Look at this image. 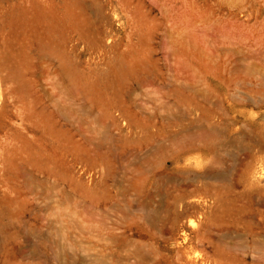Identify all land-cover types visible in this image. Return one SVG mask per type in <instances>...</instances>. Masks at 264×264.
Returning a JSON list of instances; mask_svg holds the SVG:
<instances>
[{"label":"rangeland","instance_id":"1","mask_svg":"<svg viewBox=\"0 0 264 264\" xmlns=\"http://www.w3.org/2000/svg\"><path fill=\"white\" fill-rule=\"evenodd\" d=\"M0 264H264V0H0Z\"/></svg>","mask_w":264,"mask_h":264}]
</instances>
